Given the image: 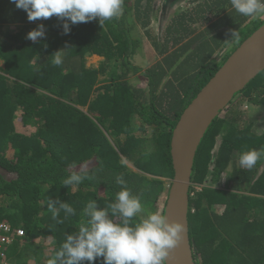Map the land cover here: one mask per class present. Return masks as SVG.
Masks as SVG:
<instances>
[{
	"label": "trees",
	"instance_id": "1",
	"mask_svg": "<svg viewBox=\"0 0 264 264\" xmlns=\"http://www.w3.org/2000/svg\"><path fill=\"white\" fill-rule=\"evenodd\" d=\"M155 1L124 0L118 20L102 27L97 18L64 34L55 16L29 22L24 10L0 0V221L14 237L0 264H47L66 235L79 231L90 200L121 222L109 208L122 187L117 174L146 209L163 215L180 115L264 15L241 16L230 0H188L156 36ZM41 24L44 37L27 39ZM218 49H228L219 60L212 57ZM57 51L59 66L52 63ZM90 56L102 58L97 68L86 67ZM250 110L258 111L259 123ZM261 148L264 70L219 113L195 155L187 213L194 264H264V157L251 170L239 165L241 152ZM73 171L92 179L64 187ZM56 200L70 203L76 215L61 211L64 223L57 224L48 210ZM48 238V247L37 243Z\"/></svg>",
	"mask_w": 264,
	"mask_h": 264
},
{
	"label": "clouds",
	"instance_id": "2",
	"mask_svg": "<svg viewBox=\"0 0 264 264\" xmlns=\"http://www.w3.org/2000/svg\"><path fill=\"white\" fill-rule=\"evenodd\" d=\"M10 2L27 13L29 22L47 20L55 16L62 21L64 34L70 32V25L87 23L98 18L103 27L105 21L113 18L118 20L123 13L124 4V0H10ZM230 3L241 16L264 15V0H230ZM44 35V26L41 24L29 31L26 38L36 42ZM239 38V32L232 30L231 40L238 42ZM62 52L57 51L52 55L54 65L62 64ZM261 157H264V148L243 151L239 156V165L241 168L251 170ZM86 179L90 180L92 177L73 171L62 180V184L64 187H77ZM115 183L122 187L115 194V202L111 203L109 208L113 215L121 218V222H114L109 218L107 210L99 208L96 200H90L81 212L79 231L66 235L55 254L47 260V264H57V258H63L62 264H82L84 261L93 264L99 258L103 259V264H167L171 250L182 238L183 225L177 221L170 222L165 215L146 209L141 198L127 187L122 174L115 176ZM48 210L57 224L64 223V219L60 218L61 211L65 218L76 215V210L70 203L59 200L50 201ZM141 213L144 214L143 218L138 222L134 220ZM17 230H21L23 235L22 229L14 231ZM22 235L16 237L19 239Z\"/></svg>",
	"mask_w": 264,
	"mask_h": 264
},
{
	"label": "water",
	"instance_id": "3",
	"mask_svg": "<svg viewBox=\"0 0 264 264\" xmlns=\"http://www.w3.org/2000/svg\"><path fill=\"white\" fill-rule=\"evenodd\" d=\"M264 70V24L228 57L185 108L170 141L173 178L164 212L180 222L184 231L171 250L167 264H194L188 237V197L195 155L207 129L221 111L252 79Z\"/></svg>",
	"mask_w": 264,
	"mask_h": 264
},
{
	"label": "rangeland",
	"instance_id": "4",
	"mask_svg": "<svg viewBox=\"0 0 264 264\" xmlns=\"http://www.w3.org/2000/svg\"><path fill=\"white\" fill-rule=\"evenodd\" d=\"M186 1L188 2V0H169V1H167V0H156L155 1L156 5L154 4L155 5L154 8H156V11L153 14L154 17L152 18L151 29L156 36H162L163 31L167 25V22L169 21L168 19L173 15V13L176 14L179 11H182L186 6ZM229 45H231V44H229ZM227 47H225V48H227ZM226 53H228V49H226V50L225 49L224 50L218 49L215 52V55H213L212 57H215L219 60L220 58L225 57L227 55ZM142 60L144 63V59L137 57L135 62L137 64H142L143 68H146V66L142 63ZM85 61H86L85 62L86 67L97 68L99 66L100 62L102 61V58L97 57V56H90V57H87ZM0 66H1V64H0ZM128 79L129 80L132 79L131 80V82H132L134 78H133V76H131ZM104 84L105 83L97 84L96 87H99V86L104 85ZM134 86L136 88H138L139 86L144 87V85L142 83H140L139 85H138V83H136V84H134ZM246 106L247 105L244 106V108H243L244 110L249 109L248 107H250V106H248V107H246ZM255 111L256 110H250L248 114L253 116L252 117L253 119H257L256 121L259 123V118H257L258 117V115H257L258 111H256V113H255ZM25 130H26V132L32 131V129H30L28 127ZM134 130L136 131L135 127H134ZM141 134L142 133H140V135ZM128 165L131 167L130 164H128ZM168 183H170V181H168ZM167 185L168 184H166V186ZM163 205H164V200L161 201L159 208H162ZM50 240H51V238L44 239V240L37 239V243L41 242V244L43 246L48 247L50 245Z\"/></svg>",
	"mask_w": 264,
	"mask_h": 264
},
{
	"label": "built area",
	"instance_id": "5",
	"mask_svg": "<svg viewBox=\"0 0 264 264\" xmlns=\"http://www.w3.org/2000/svg\"><path fill=\"white\" fill-rule=\"evenodd\" d=\"M12 230L10 226L7 223L1 222L0 221V261L3 260V250L7 248L9 244L12 243V240L14 237H10L9 234H11ZM15 236H20L22 235L21 230L14 231L13 233Z\"/></svg>",
	"mask_w": 264,
	"mask_h": 264
}]
</instances>
